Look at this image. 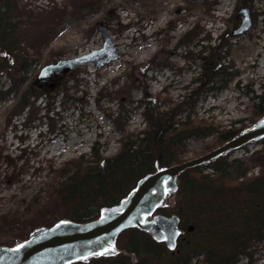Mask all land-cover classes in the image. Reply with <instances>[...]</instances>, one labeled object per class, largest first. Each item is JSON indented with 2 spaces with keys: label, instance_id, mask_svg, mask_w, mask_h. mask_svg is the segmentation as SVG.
<instances>
[{
  "label": "rangeland",
  "instance_id": "rangeland-1",
  "mask_svg": "<svg viewBox=\"0 0 264 264\" xmlns=\"http://www.w3.org/2000/svg\"><path fill=\"white\" fill-rule=\"evenodd\" d=\"M12 1L16 7L13 17L20 22L24 39L22 52L39 60L38 69L99 48L103 42L99 26L107 30L113 46L122 55L99 69L92 64L76 67L71 71L74 80L60 78L63 74L39 80L44 88H60L58 82L62 79L68 90L66 96L71 98L63 100V93L53 97L54 110L61 114L53 118L52 132L45 127L46 118L24 123V115L11 110L13 102L9 100L0 105V217L18 208L22 199L33 195L44 175L43 170L35 171L39 164L40 169L47 161L58 167L82 154L89 155L93 147L104 157L113 156L119 149L122 132H136L144 127L139 107L143 89L176 103L195 87L192 79L201 72V62L184 57L188 52L197 57L201 46L207 43L194 41L186 49L178 46L183 33L195 24L201 29L199 37L209 36L211 46L220 42L219 37L231 44L225 54L221 53V64L231 67L228 71L234 78L226 88L199 97L192 117L212 122L220 130L245 129L256 119L251 97L264 95V5L259 0H250L252 26L240 37L232 36L231 32L239 24L238 11L246 0ZM1 85L3 89L8 86L4 76H0ZM64 106L65 109H61ZM212 143L210 138L188 140L183 159L204 154ZM257 147L259 145H251L233 151L224 156L225 160L246 162L254 175L260 171L258 164L263 163L251 155ZM6 161L14 165L13 168L8 167ZM12 171L19 177L9 184L6 176ZM219 173L207 165L189 175L215 178ZM228 185L226 188H230ZM232 193H225L230 200L226 206L209 202L200 205L195 199L193 210L182 208L189 224L199 218L197 229L190 233L184 229L186 238L182 252L188 255L190 249L192 252L187 264H204L203 251L221 257L237 244L236 239L250 235L245 220L251 215H246L242 209L247 200L254 206L257 196L250 194L244 199L238 192L236 199ZM231 196L238 204L231 202ZM173 201L174 198L171 203ZM236 206L238 210L233 209ZM251 237L246 248L250 257L240 253L235 264H264V239ZM10 240L6 234L0 236V243ZM195 251L199 253L193 254ZM130 264H140L139 259L130 257ZM151 264L157 263L152 261Z\"/></svg>",
  "mask_w": 264,
  "mask_h": 264
},
{
  "label": "trees",
  "instance_id": "trees-1",
  "mask_svg": "<svg viewBox=\"0 0 264 264\" xmlns=\"http://www.w3.org/2000/svg\"><path fill=\"white\" fill-rule=\"evenodd\" d=\"M261 1L264 4V0ZM211 4L208 3V6ZM245 5L251 7L250 0H246ZM14 11L16 7L12 0H0V76L8 79V86L5 89L0 86V105L9 100L13 102L11 110L22 113L24 123L46 118L45 127L52 132L53 118L61 114L60 111L54 110L53 97L63 93V100L71 99L66 96L68 90L62 79L66 77L67 80H74L75 76L71 71L60 76L62 78L58 82L60 88L51 87L52 85H48L51 88L42 86L37 77L39 60L22 52L24 39L20 31V22L13 17ZM200 33L201 29L195 24L183 33L178 42V46L183 45L185 49L186 46L193 45L194 41L207 42L206 46H201L197 57L191 52L184 57L201 62V72L192 79L196 86L188 92L186 90L187 93H184L181 100L176 103L167 97L161 98L159 93L152 95L143 89L139 107L142 108L144 127L136 132H122L119 149L113 156L104 157L98 148L93 147L89 155L82 154L58 167L47 161L46 166L40 169L42 165L39 164L35 171L43 170L44 175L33 195L30 199H22V204H19L18 208L0 217V236L6 234L7 237H11L10 241L1 242L0 245L10 246L16 240L25 239L34 228L50 226L60 219L78 223L92 221L98 217L101 208L117 203L140 178L153 172L156 165L163 167L182 162L188 140L210 138L213 143L206 149L210 150L241 130L240 128L220 130L219 126L212 122L192 117L199 97L226 88L234 78L228 71L231 67L221 64V53L225 54L231 44L220 37V42L216 46H211L209 36L200 38ZM73 83L77 86V81ZM251 101L256 121L264 115V95L251 97ZM225 159L220 157L208 164L210 168L220 172L215 178L211 175H200L198 178L190 176V173L199 169L197 167L184 171L178 177L173 203L168 207H159L157 213L167 216L177 214L181 218V226L184 227L189 224V220L183 215L182 208L185 211L193 210L195 199L200 201V205L209 202L215 206L222 204L226 206L230 201L226 196L230 192H234L232 196H236V199L239 193L244 197L246 189L253 192L239 181L248 170L247 163L239 159L231 162ZM6 164L10 168L14 166L8 161ZM16 173L14 171L7 173L6 181H9V184L18 179L19 174ZM228 181L232 184L228 185ZM256 183H264V177ZM227 185L230 188H226ZM259 193L258 191L256 194L260 196ZM232 196L231 202L238 204ZM233 209H237V206ZM198 222L199 218H196L193 223L194 229H197ZM245 226L250 229L251 238L264 239V217L247 218ZM250 235L236 239L237 244L221 257L219 255L214 257L211 253L203 251L205 254L202 256L203 263L234 264L236 256L240 253L250 257L251 254L246 249L250 245ZM183 244L184 240L178 239L179 252L171 256L163 243H156L146 233L132 228L118 236L116 247L119 253L115 257L92 259L87 263L76 264H130L131 256L138 258L140 264H151L152 261L157 264H187L192 252L190 249L191 254L183 253ZM197 253L199 252H193Z\"/></svg>",
  "mask_w": 264,
  "mask_h": 264
},
{
  "label": "water",
  "instance_id": "water-1",
  "mask_svg": "<svg viewBox=\"0 0 264 264\" xmlns=\"http://www.w3.org/2000/svg\"><path fill=\"white\" fill-rule=\"evenodd\" d=\"M238 14L241 19L232 31L235 36L243 35L251 27L248 8H241ZM98 29L103 39L101 47L83 55L44 65L39 69L37 77L44 79L51 75H61L88 63L99 69L116 61L122 53L116 51L107 30L102 26ZM263 137L264 115L236 136L202 155L169 166L156 165L155 171L140 178L116 204L103 207L99 216L92 221L78 223L61 219L49 227L35 228L26 239L16 241L12 246H0V264H72L87 262L94 257H112L118 252V235L130 228L145 232L155 242L164 243L168 250L173 251L177 238L182 233L178 227L179 217L176 214H159L156 210L169 204L177 190L178 176L187 169L206 165ZM101 216L104 218L101 219ZM192 229L193 226L188 225L186 231L190 232ZM20 245L24 247L16 251ZM110 248L115 250L96 255Z\"/></svg>",
  "mask_w": 264,
  "mask_h": 264
},
{
  "label": "flooded vegetation",
  "instance_id": "flooded-vegetation-1",
  "mask_svg": "<svg viewBox=\"0 0 264 264\" xmlns=\"http://www.w3.org/2000/svg\"><path fill=\"white\" fill-rule=\"evenodd\" d=\"M249 14L252 21L253 15L250 12ZM251 145H255V146L259 145V147L255 148L251 152V155L257 156V159L262 160L263 163L258 164L260 171L254 173V175H252L251 170L248 169L244 177H241V181L244 183V185H246L253 191L250 192L249 190L246 189L244 191V197H245L244 199H246L247 196L250 194H253V196H257L256 197L257 200H255L254 206L252 205V203L250 204V201L247 200L244 203V208L243 207L242 208L243 210H245L246 215H251V217H264V183L261 184L256 183L264 175V172H261L264 169V150H262L264 148V137L256 142H250V144L245 145L244 147H248ZM257 190L260 192L259 193L261 194L260 196L256 194L258 193Z\"/></svg>",
  "mask_w": 264,
  "mask_h": 264
},
{
  "label": "snow or ice",
  "instance_id": "snow-or-ice-1",
  "mask_svg": "<svg viewBox=\"0 0 264 264\" xmlns=\"http://www.w3.org/2000/svg\"><path fill=\"white\" fill-rule=\"evenodd\" d=\"M104 217L103 216H101V219H103ZM62 223H65V222H62ZM177 235H178V233H177ZM24 247V245H20L17 249H16V251H19L21 248H23ZM115 249L114 248H110V249H105L104 250V252H100V253H96V255H104V254H106L107 252H110V251H114ZM85 258H87V257H85Z\"/></svg>",
  "mask_w": 264,
  "mask_h": 264
}]
</instances>
